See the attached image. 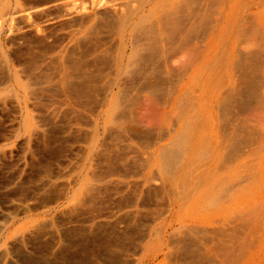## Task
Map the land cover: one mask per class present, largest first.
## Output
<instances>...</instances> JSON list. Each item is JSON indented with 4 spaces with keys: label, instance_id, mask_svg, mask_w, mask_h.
Here are the masks:
<instances>
[{
    "label": "rangeland",
    "instance_id": "rangeland-1",
    "mask_svg": "<svg viewBox=\"0 0 264 264\" xmlns=\"http://www.w3.org/2000/svg\"><path fill=\"white\" fill-rule=\"evenodd\" d=\"M43 1L9 0L5 28L14 30L18 43L0 33L4 46L0 78L7 70L11 83L8 89L0 87V264H86L83 259L98 258L101 252L103 263L95 257L90 262L95 258L98 264H135L144 256L139 250L148 235L155 240L153 232L158 231L159 248L151 253L158 258L151 264H264V0H217L219 25L211 48L144 52L138 67L122 66L118 73L111 62L116 37L101 33L95 39L101 48L94 39L86 40L90 44L80 42L77 51L85 55H80L83 62L79 59L82 73L93 82L86 88L98 89L87 88V97L79 93L82 83H77L83 76L75 71L79 54L71 57L68 51L71 30L53 23L46 25L48 41L42 45L26 40L34 35H28L25 24L44 26V19L42 23L30 15ZM15 13L26 20H10ZM194 40L208 41L202 36ZM109 48L113 51L105 54ZM62 76L70 77L72 92L61 86ZM15 79L21 87L14 85ZM37 88L43 89L38 97L33 94ZM120 91L125 100L117 98ZM110 92L109 103L121 101L120 107L112 110L114 104L108 103L102 114L100 102L106 99H100ZM140 104L147 108L140 111ZM169 144L183 154L184 164L183 174L171 182L162 160L154 158L158 147ZM107 157L113 163L110 167ZM102 177L105 192L88 194L85 188L98 185ZM150 178L155 193L147 192L144 181ZM175 198L178 207L168 212ZM93 221L96 224L91 225Z\"/></svg>",
    "mask_w": 264,
    "mask_h": 264
},
{
    "label": "bare ground",
    "instance_id": "bare-ground-1",
    "mask_svg": "<svg viewBox=\"0 0 264 264\" xmlns=\"http://www.w3.org/2000/svg\"><path fill=\"white\" fill-rule=\"evenodd\" d=\"M9 0H0V33L5 36V35H8V36H11V37H15L16 35L14 34V30H11L10 28H5V25L7 24L4 17L5 15H8L7 11H8V7L6 8V4ZM45 1V0H44ZM43 1V2H44ZM86 2H90V4L87 6ZM9 3V2H8ZM195 5V6H194ZM217 0H91V1H87V0H46V3L42 4L39 6V8L35 9L30 15L32 17H36V19L39 17L41 18L40 20L44 21V26L40 25L35 27V25H38L37 23H35V25L33 24H25L24 27L27 29V31L29 32L28 35H30V33L32 32V37L33 39L31 40L30 38H26L29 39L27 40V42L29 41L30 43H32V45L34 44V42H36L35 44H38V45H42L43 43H45L46 41H48V33H47V28H46V25H50V24H53V26H56V25H59L60 27H62L64 30L67 29V30H71V34L67 35V39L69 40V42L71 43V47H69V50L71 54L70 56L72 57V53L74 52H78L77 51V48H78V45L80 42H88L86 40L88 39H91L93 41V39L95 40L96 38L99 37V35L101 36V33H108L109 36H113V37H116L117 40H116V49L114 50L116 55L114 56L113 60H111L112 62V65L113 66H118L117 68L119 70H117V73L118 71H122L121 68L122 66L123 69H125V67L128 69L129 67L128 66H137L141 63V60H142V57L141 55L144 53V52H155L156 51H160L161 50H165V49H172L173 51H178V50H181V51H191V50H194V49H198V48H209L212 44H213V40L216 38L217 36V25L218 24V21H217ZM254 5V4H253ZM239 7V6H238ZM12 9V8H11ZM34 9V8H33ZM18 12V11H17ZM10 13V12H9ZM252 13V11H251ZM15 15V16H14ZM14 18H11L10 20H14L15 18H19L20 20H23L25 21L26 18H25V15L23 14H14ZM262 16V15H261ZM10 17V16H9ZM8 17V18H9ZM246 17V16H245ZM38 18V20H39ZM243 18V17H242ZM16 19V20H17ZM253 20V19H252ZM42 21V23H43ZM254 24V23H253ZM23 27V28H24ZM59 27V28H60ZM248 28V27H247ZM52 29V27H51ZM260 29V28H259ZM25 30V29H24ZM257 30V29H256ZM26 31V30H25ZM254 31V30H253ZM49 32V31H48ZM252 32V31H251ZM27 33V32H26ZM0 34V35H1ZM20 35V34H19ZM105 35V34H104ZM237 35V34H236ZM31 36V35H30ZM66 36V34L64 35ZM103 36V35H102ZM199 36H202V38H207V43H201L199 41H195L194 39H199ZM251 36V35H250ZM12 38L13 40L15 38ZM21 37L20 39H22V35L19 36ZM18 37V38H19ZM69 37V38H68ZM24 39V38H23ZM50 39V37H49ZM193 40V41H190V40ZM11 40L12 42L16 41V40H19V39H16V40ZM89 40V41H91ZM248 40V39H247ZM24 41V40H23ZM96 41V40H95ZM246 41V40H245ZM17 42V41H16ZM11 43V42H10ZM18 43V42H17ZM25 43V42H24ZM22 43V44H24ZM91 43V42H90ZM88 42V44H90ZM94 43V42H93ZM92 43V44H93ZM114 43V42H113ZM9 44V42H8ZM81 44V43H80ZM91 44V48H95V51L97 52L96 50V45H93L92 46ZM96 44H97V41H96ZM10 45V44H9ZM26 45V43H25ZM31 45V44H30ZM84 45V44H83ZM103 45V44H102ZM259 45V44H258ZM49 46V44H48ZM85 46V45H84ZM86 46H89V45H86ZM99 46V48H101V42L99 44H97V47ZM26 47V46H25ZM31 47V46H30ZM29 47V48H30ZM83 46L81 45V48L80 49H83L82 48ZM254 47V46H253ZM263 47V46H262ZM41 48V47H40ZM211 48V47H210ZM259 48V47H258ZM57 49V48H56ZM110 49V48H109ZM107 49L108 51L105 52L109 54V51L110 53L113 51H111V49L109 50ZM252 49V48H251ZM257 49V48H256ZM4 50V46L3 44L0 42V65H2L1 63L3 62V51ZM41 50V49H40ZM76 50V51H74ZM203 49L199 50V51H202ZM41 51H44V50H41ZM87 51V49L85 50ZM106 51V50H105ZM180 51V52H181ZM240 51V50H239ZM93 52H94V49H93ZM104 52V51H103ZM196 52V51H195ZM198 52V51H197ZM256 52V51H255ZM34 53V52H33ZM43 53H46L45 51ZM83 53V52H82ZM26 54V53H25ZM76 53V55H73L74 56H78ZM94 54V53H93ZM104 54V55H105ZM193 54V53H192ZM200 54V53H198ZM12 55V54H11ZM20 55V54H19ZM83 54H79V58H77V60L79 61H76L75 62H78V64L81 63V61L83 62L84 59L82 57L84 56H81ZM100 55V54H99ZM103 55V56H104ZM180 55V54H179ZM246 55V54H244ZM87 56V55H86ZM97 57H101V56H97ZM23 58V57H22ZM54 58H56L54 56ZM52 58V60L54 59ZM81 58V59H80ZM87 58V57H86ZM141 58V60H140ZM75 59V58H74ZM81 61H80V60ZM83 59V60H82ZM238 60V59H237ZM251 62V61H250ZM249 62V63H250ZM109 63V62H108ZM25 64V63H24ZM66 64V63H65ZM68 64V63H67ZM76 63V68H75V71H77L76 73L79 74L82 73V70L84 69L82 66L83 64H80L78 65ZM85 64V63H84ZM17 65V64H16ZM21 65V64H20ZM73 65V64H72ZM75 65V64H74ZM78 65V66H77ZM82 65V66H81ZM91 65V64H90ZM50 66V65H49ZM85 66V65H84ZM94 66V65H93ZM110 66V65H108ZM67 67V66H66ZM53 68V67H52ZM60 68V67H59ZM73 68V69H74ZM249 68V67H248ZM45 69V68H44ZM110 69V68H109ZM126 70V69H125ZM123 70L125 73L127 71ZM1 71V70H0ZM47 71V70H46ZM59 71V70H57ZM61 71V70H60ZM67 71V70H66ZM74 71V70H72ZM87 71V70H86ZM7 70L5 71L4 70V74H3V78L2 77L0 78V87H5V89H8V86L10 85L11 86V83H10V80L9 78L7 77ZM28 72V71H27ZM92 72V71H91ZM2 73V71H1ZM0 73V74H1ZM57 73V72H56ZM70 73V72H69ZM73 73V72H72ZM88 73L89 75V72H86ZM113 73L115 75V71H114V68H113ZM112 73V74H113ZM121 73V72H120ZM154 73V72H153ZM253 73V72H252ZM61 74V73H60ZM85 74V73H84ZM84 74L82 73L83 76H80L76 79L77 80V83L80 84L82 83L84 85V87L79 85V90H80V94H85L86 91L88 90L87 88H89V91L92 89L91 87H87L88 85H92V84H89L90 81L91 83L92 80H90V76H84ZM121 74H124V73H121ZM59 75V74H58ZM76 75V74H75ZM87 75V74H86ZM90 75H92L90 73ZM38 76V75H37ZM72 76V74H71ZM119 76V75H118ZM128 76V75H127ZM130 76V75H129ZM132 76V75H131ZM27 77V76H26ZM69 76H66L63 78L62 76V80H60V84L62 87L66 88V90H68L69 88L71 89V85H72V81L69 80V78H67ZM93 77V76H92ZM117 77V75H116ZM125 77V76H123ZM122 77V78H123ZM39 78V77H38ZM126 78V77H125ZM25 79V78H24ZM34 79V78H33ZM36 79V78H35ZM74 79V78H73ZM92 79V78H91ZM112 79V78H111ZM115 79V77H114ZM38 81V79H36ZM53 80V79H52ZM59 80V79H58ZM97 80V79H96ZM118 80V79H117ZM117 80H114V81H117ZM242 80V78H241ZM41 81V80H40ZM80 83H79V82ZM99 81V80H98ZM97 81V82H98ZM113 81V79H112ZM113 83H118V82H114ZM120 81V79H119ZM122 83L123 81H125L124 79L121 80ZM153 81V80H152ZM34 82V81H33ZM57 82V81H56ZM110 82V83H109ZM109 85L113 86L112 82L109 81ZM218 82V81H216ZM13 83L15 86H20V84L18 83V81L15 79L13 80ZM38 83V82H37ZM44 83V82H43ZM42 83V84H43ZM48 83V82H47ZM95 83V81H94ZM100 83V82H98ZM121 83V82H119ZM40 84V83H39ZM38 84V86H39ZM45 84V83H44ZM76 84V83H74ZM151 84V82H150ZM28 85V84H27ZM37 85V84H35ZM41 85V84H40ZM58 85V84H57ZM107 85V84H106ZM108 85V86H109ZM120 85V84H119ZM123 85V84H122ZM30 86V85H29ZM51 85H49L50 87ZM107 86V90L109 92V88ZM243 86V85H242ZM46 87V86H45ZM44 87V91L46 90H49L48 92H50V89L47 87L45 89ZM52 87H54L52 85ZM58 87V86H57ZM60 87V89H64ZM83 87V88H82ZM98 87V86H97ZM241 87V85H240ZM68 88V89H67ZM75 88V86L73 87ZM91 88V89H90ZM106 88V87H104ZM111 88V87H110ZM249 88V87H248ZM69 89V90H70ZM87 89V90H86ZM95 88H93L92 90H94ZM113 90V87L111 88ZM135 89V88H134ZM34 90V89H33ZM61 90H58V91H61ZM68 90V91H69ZM76 90V89H75ZM98 90V89H95V91ZM104 90V89H103ZM111 90V91H112ZM137 90V89H136ZM63 91V90H62ZM61 91V93H63ZM68 91H65L67 92V94H71V93H68ZM72 92V89L70 90ZM116 91V90H114ZM112 91V92H114ZM128 91V90H127ZM43 92V89H39L37 88V92H36V89L35 91L33 92V94L37 95ZM64 92V94H65ZM107 92V93H108ZM124 92V91H123ZM122 92V93H123ZM77 91H76V95H77ZM98 93V92H97ZM121 91L120 93H118L116 96L117 98H123V95ZM138 93V92H137ZM52 94V93H51ZM73 94H74V89H73ZM72 94V95H73ZM95 94V93H94ZM93 94V95H94ZM103 94V91L102 93ZM99 94V95H101ZM125 94H127V92L125 91ZM131 94V93H130ZM35 95H33L35 97ZM44 95V93H43ZM75 95V96H76ZM79 95V94H78ZM77 95V96H78ZM88 94H85L84 96L87 97ZM97 95V94H96ZM98 95V96H99ZM104 95V94H103ZM110 95H112V93L110 92V94L107 95V98H103L105 96H102V98L100 99V101H102V99H106L104 100V102H100L102 106L98 107L100 108L99 111L103 113H105L107 111V106H108V103L110 101ZM133 95V94H132ZM136 95V94H135ZM13 96V95H12ZM46 96V95H45ZM71 96V95H70ZM84 96L82 98H84ZM127 96V95H125ZM38 97V95H37ZM51 97V96H49ZM79 97V96H78ZM89 97V96H88ZM97 97V96H95ZM101 97V96H100ZM109 97V98H108ZM128 97V96H127ZM130 97V96H129ZM36 98V97H35ZM52 98V97H51ZM77 98V97H76ZM91 98V97H89ZM135 98V97H134ZM75 99V98H74ZM81 99V98H80ZM10 100V99H9ZM31 100V99H30ZM42 100L44 101V99L42 98ZM77 100V99H76ZM85 100V99H84ZM125 100V99H124ZM148 102H149V99H147ZM42 101V102H43ZM49 101V100H48ZM50 101H52L50 99ZM75 101V100H74ZM83 101V99H82ZM10 102V101H9ZM13 102V101H12ZM45 102V101H44ZM80 102V101H79ZM78 102L79 106L81 105L80 103ZM94 102V101H92ZM114 102L115 103H109V104H114V109L112 110H115V107L117 108V104L120 103L121 101L118 102V100H115ZM118 102V103H117ZM135 102V101H133ZM132 102V103H133ZM8 103V102H7ZM85 103H86V100H85ZM84 103V104H85ZM90 103V102H88ZM87 103V104H88ZM98 103V102H97ZM95 103L96 105L99 106V104ZM125 103V102H124ZM145 103L147 104V101H145ZM143 102V104H145ZM160 103V102H159ZM221 103V102H219ZM11 104V103H10ZM15 104V102H14ZM43 104V103H42ZM41 104V105H42ZM76 104V103H75ZM78 104L76 106H78ZM83 104V105H84ZM92 104V103H91ZM141 105V108L142 106L146 107L145 105ZM193 104V103H192ZM95 105V107L93 108H97ZM136 105V103H135ZM139 105V104H138ZM9 106V105H8ZM40 106V105H39ZM88 106V105H87ZM221 106V105H219ZM2 107V106H1ZM81 107V106H80ZM92 106H90L91 108ZM120 107V105L118 106V108ZM136 107V106H135ZM194 107V106H193ZM17 108V107H16ZM84 108V107H83ZM89 108V109H90ZM140 108V107H138ZM140 108V109H141ZM147 108V107H146ZM145 108V109H146ZM13 109V108H12ZM79 109V107L77 108ZM87 109V107H86ZM85 109V110H86ZM144 108H142L140 111H143L145 110ZM1 110V109H0ZM3 110V109H2ZM54 110V109H53ZM81 110H82V107H81ZM111 110V111H112ZM124 110V109H123ZM229 110V109H228ZM68 111V110H67ZM73 111V110H72ZM92 112V110H90ZM139 111V112H140ZM46 112V111H45ZM52 112V111H51ZM51 112H50V115H51ZM77 112V111H76ZM88 112V111H87ZM91 112L90 115H91ZM96 112V111H95ZM94 111L92 112L93 114L95 113ZM119 112V111H118ZM121 112V111H120ZM78 113V112H77ZM99 113V112H98ZM71 114V113H69ZM82 114V112H81ZM97 114V112H96ZM115 114V113H114ZM127 114V113H126ZM139 113H136V115H138ZM9 115V114H8ZM77 115V114H76ZM75 115V116H76ZM105 116H107L106 114H104ZM135 115V116H136ZM79 116V115H78ZM89 116V115H88ZM94 116H96L94 114ZM80 117V116H79ZM82 117V116H81ZM84 117V115H83ZM119 117H121V115H119ZM123 117H125L123 115ZM122 117V118H123ZM139 117V115L137 116ZM75 118V117H74ZM77 118V117H76ZM88 118V117H87ZM99 118V117H97ZM84 119V118H83ZM139 121L141 119L138 118ZM144 119V117H142V120ZM19 120V119H18ZM54 120V119H53ZM90 120V118H89ZM96 122H97V119L95 117ZM135 120V119H134ZM145 120V119H144ZM102 121V120H101ZM100 121V122H101ZM126 121V120H125ZM128 121V120H127ZM138 121L137 119L135 120V122ZM220 121V120H219ZM10 122V121H9ZM129 124L132 122V126L133 127H136V123L133 122V121H128ZM142 121H140L141 123ZM221 123V122H220ZM17 124V123H16ZM96 125V123H95ZM224 126V125H223ZM60 127V126H59ZM95 127V126H93ZM139 127V126H138ZM102 128V127H101ZM66 129V128H65ZM121 129V128H120ZM139 129V128H138ZM109 130V129H108ZM127 130V129H125ZM151 130V129H150ZM154 130V129H153ZM67 131V130H66ZM123 131V130H122ZM124 132V131H123ZM128 132V131H126ZM77 133V132H76ZM125 133V132H124ZM248 133V132H247ZM95 134V133H94ZM106 135H108L107 133H105ZM116 134V133H115ZM159 134V133H158ZM228 134V133H227ZM226 134V135H227ZM249 134V133H248ZM127 135V134H126ZM219 135V134H218ZM251 135V134H250ZM88 135H86L87 137ZM117 136V135H115ZM162 136V134L160 135ZM89 137V136H88ZM87 137V138H88ZM110 137V135H109ZM164 137V136H163ZM82 138V137H81ZM91 138V137H90ZM88 138V139H90ZM96 138L97 140L98 137L96 135ZM105 138V137H104ZM121 138V137H120ZM165 138V137H164ZM234 138V137H233ZM107 139V138H106ZM242 139V137H241ZM84 141V140H83ZM90 141V140H89ZM88 141V142H89ZM161 141V140H160ZM237 141V140H236ZM97 142V141H96ZM95 142V143H96ZM238 142V141H237ZM91 143V142H89ZM94 143V144H95ZM39 144V143H38ZM181 144V143H180ZM47 145V144H46ZM96 145V144H95ZM98 145V144H97ZM179 145V144H178ZM177 145V146H178ZM210 145V144H209ZM106 146V145H104ZM175 146V144H174ZM94 147V145L92 146ZM131 147V146H130ZM80 148V147H79ZM83 149V148H82ZM94 149V148H93ZM180 149V148H179ZM44 150V149H43ZM111 150V149H110ZM112 151V150H111ZM131 151V150H130ZM178 151V149H177ZM77 152V151H76ZM104 151L100 152V155L98 156H102L101 153H103ZM108 152V151H107ZM66 153V152H65ZM64 153V154H65ZM81 153V152H80ZM63 154V153H62ZM61 154V155H62ZM99 154V153H98ZM108 154V153H107ZM124 154V153H122ZM185 154V153H184ZM183 155V154H182ZM182 155H179L178 152H176L174 149L171 148L170 144L167 145V146H160L158 147V149L155 151V156L154 158L155 159H159V160H162V164L163 167L165 168V170L167 171H163V172H166V175L169 176V182L172 181V177L174 178V176L176 177H179L183 174L184 172V164H182V159H181V156ZM1 156V155H0ZM63 156V155H62ZM84 156V155H83ZM113 156V155H112ZM208 156V155H207ZM91 157V156H90ZM151 157V156H150ZM105 158V156H104ZM101 159V158H99ZM200 159V158H199ZM151 160H152V157H151ZM5 161V160H4ZM97 162V161H96ZM131 162V161H130ZM98 163V162H97ZM100 164V163H98ZM97 164V165H98ZM112 162L109 160V158L107 157L106 159V165L107 166H112ZM69 165V164H68ZM96 165V164H95ZM101 166V165H100ZM99 166V168H100ZM105 166V165H104ZM130 166V165H129ZM135 167V165H134ZM162 167V166H161ZM162 167V168H163ZM43 168V167H42ZM128 168V167H127ZM117 169V168H116ZM119 169V167H118ZM126 169V168H125ZM9 170V169H8ZM46 170V169H45ZM71 170V169H70ZM96 170V169H95ZM94 170V172H95ZM163 170V169H162ZM98 171V169L96 170ZM130 171V170H129ZM190 171V170H189ZM47 172V171H46ZM119 172V171H118ZM155 172V171H154ZM114 173V171H113ZM94 174V173H93ZM131 174V173H130ZM190 175V174H189ZM96 176V175H95ZM100 176V175H98ZM102 176V175H101ZM186 176V175H185ZM15 178V177H14ZM38 178V177H37ZM75 178V177H74ZM98 178V177H97ZM145 178V176H144ZM143 178V179H144ZM167 178V176H166ZM53 179V178H52ZM185 179V178H184ZM150 179H147L145 182V185L147 186L146 189H147V192H149L151 190V193L154 191L150 188ZM103 177L99 179V181L97 182L98 185H93V187H86V191L88 192V194L90 195H98L99 192L101 194V190H103L101 188V183H103ZM45 182V181H44ZM71 184V183H70ZM44 185V184H43ZM85 185V184H83ZM183 185V184H182ZM45 186V185H44ZM49 186V185H48ZM112 186V185H111ZM22 187V186H21ZM65 187V186H64ZM79 184H78V189H79ZM153 187H155L153 185ZM41 188V187H40ZM68 188V187H67ZM66 188V189H67ZM166 188V187H165ZM233 188V187H232ZM37 189V188H36ZM84 189V190H85ZM145 189V190H146ZM48 190V189H47ZM159 190V189H158ZM167 190V189H166ZM165 190V191H166ZM50 191V190H49ZM77 189L75 190H72L71 192V197L74 198V196H76L77 194ZM104 191V190H103ZM25 192V191H24ZM23 192V193H24ZM70 192V191H69ZM86 192V193H87ZM105 192V191H104ZM103 192V193H104ZM161 192V191H160ZM168 192V191H167ZM170 192V191H169ZM26 193V192H25ZM57 193V192H56ZM145 193V192H144ZM150 193V194H151ZM155 193V192H153ZM109 194V193H108ZM171 194V193H170ZM168 194V195H170ZM179 194V193H178ZM32 195V194H31ZM107 195V194H106ZM181 195V194H179ZM28 196V195H27ZM44 197V196H43ZM58 197V196H57ZM128 197V196H127ZM26 198V197H25ZM46 198V197H45ZM34 198H32L31 200H33ZM67 199V198H66ZM65 199V201H66ZM118 199V198H117ZM164 199H166L164 197ZM81 200V201H80ZM80 202L82 203V200L80 198ZM88 200V199H87ZM128 200V199H127ZM169 200V199H168ZM69 201V199L67 200ZM66 201V202H67ZM135 201V200H134ZM36 202V200H35ZM73 202V201H72ZM103 202V201H102ZM50 203V202H49ZM69 203V202H68ZM79 203V202H77ZM134 203V202H133ZM132 203V204H133ZM136 203V202H135ZM147 203V202H146ZM149 203V202H148ZM178 203H179V200L178 199H172L170 202H169V208H168V212H171L174 207H178ZM80 204V203H79ZM85 204V203H84ZM96 204H98L96 202ZM33 205V204H32ZM103 205V204H102ZM117 205V204H116ZM101 206V205H100ZM104 206V205H103ZM102 206V207H103ZM167 206V205H165ZM14 207V205H13ZM16 207V206H15ZM34 207V206H33ZM99 207V205H98ZM112 207V206H111ZM11 208V207H10ZM18 208V207H17ZM104 208V207H103ZM3 209V208H2ZM106 209V207L104 208ZM12 210V209H10ZM5 211V210H4ZM20 211V210H19ZM102 211V210H101ZM89 212V211H88ZM99 212V211H98ZM103 212V211H102ZM100 213V212H99ZM110 213V212H109ZM157 213V212H156ZM93 214V213H92ZM106 214V213H105ZM108 214V213H107ZM158 214V213H157ZM166 214V213H164ZM163 214V216H164ZM102 215V214H101ZM104 215V214H103ZM162 215V214H161ZM160 215V217H161ZM106 216V215H105ZM70 217V216H69ZM68 217V218H69ZM124 217V216H123ZM61 218V217H59ZM77 218V217H75ZM84 218V217H83ZM99 218V217H98ZM58 219V218H57ZM56 219V220H57ZM63 219V218H62ZM61 219V220H62ZM67 219V218H66ZM90 219V218H89ZM157 219V218H156ZM76 220V219H74ZM83 220V219H82ZM9 221V220H8ZM67 221V220H66ZM126 221V220H125ZM77 222V221H76ZM79 222V221H78ZM85 222V221H83ZM60 223V222H59ZM73 223V222H72ZM75 223V222H74ZM88 223V222H86ZM90 223V222H89ZM88 223V225H89ZM95 222L93 221L91 223V225H93ZM155 222H153L154 224ZM67 224V223H66ZM65 224V225H66ZM71 224V223H70ZM78 224V223H77ZM96 224V223H95ZM100 224V222L98 223ZM41 226V225H40ZM90 226V225H89ZM98 226V225H97ZM95 227V226H93ZM124 227V226H123ZM150 227V226H149ZM88 228V227H87ZM111 228V227H110ZM142 228V227H141ZM2 229V228H1ZM93 229V228H92ZM99 229H101V227L99 226ZM113 229V227H112ZM115 229V228H114ZM123 229V228H122ZM125 229V228H124ZM123 229V230H124ZM214 229V228H213ZM87 230V229H86ZM67 231V230H66ZM72 231V230H71ZM85 231V230H84ZM88 231V230H87ZM99 231V230H98ZM111 231V230H110ZM118 231V230H116ZM158 231V229L156 230ZM31 232V231H30ZM83 232V231H82ZM97 232V231H96ZM139 232V231H137ZM37 233V232H36ZM35 233V234H36ZM64 233V232H63ZM95 233V232H94ZM117 233V232H116ZM124 233V231H123ZM150 233V232H149ZM54 234V233H53ZM93 234V233H92ZM96 234V233H95ZM95 234H93L95 236ZM108 234V233H107ZM153 234L155 235V240L152 239L153 237H150V235H148V241L147 243L142 246L140 248L139 251L143 252V258L135 263V264H151V263H154L157 258H158V254L157 253H152V251H157L158 248H159V245H157L156 241L159 240L160 236H161V233L158 231V233L156 232H153ZM151 234V236L153 235ZM182 234V233H180ZM98 235V234H97ZM146 235V234H145ZM41 236V235H40ZM92 236V235H91ZM126 236V235H125ZM29 237V236H28ZM81 237V236H80ZM117 237V236H116ZM123 237V236H122ZM130 237V236H129ZM134 237V236H133ZM150 237V238H149ZM215 237V236H214ZM21 238V237H20ZM97 238V237H95ZM101 238V236L99 237ZM108 238H110V236H108ZM113 238V237H112ZM119 238V237H118ZM146 238V237H145ZM163 238V237H162ZM91 239V238H90ZM116 239V238H115ZM134 239V238H133ZM29 240V239H28ZM101 240V239H99ZM140 240V239H139ZM202 240V239H201ZM205 240V239H203ZM82 241V240H81ZM88 241V240H86ZM95 241V240H94ZM110 241V239H109ZM112 241V240H111ZM163 240H161V243H162ZM65 242V241H64ZM98 242V241H96ZM103 242V241H102ZM197 242V241H196ZM217 242V241H216ZM83 243V241H82ZM111 243V242H110ZM202 243V242H201ZM50 244V243H49ZM99 244L101 245V241H99ZM114 244V243H113ZM111 244V245H113ZM121 244V243H119ZM103 245V243H102ZM110 245V244H109ZM118 245V244H116ZM167 245V244H166ZM217 245V244H216ZM107 246V245H106ZM114 246V245H113ZM120 246V245H119ZM118 246V247H119ZM190 246V245H189ZM36 247V245H35ZM94 247V246H93ZM128 247V245H127ZM196 247V246H195ZM19 248V247H18ZM104 248V247H103ZM115 248V247H114ZM122 248V247H121ZM12 249V248H11ZM35 249V248H34ZM100 249V248H99ZM135 249V248H134ZM179 249H180V245H179ZM186 249V248H185ZM184 249V250H185ZM13 250V249H12ZM102 250V249H101ZM124 250V249H123ZM183 250V252H184ZM189 250V249H188ZM198 250V249H197ZM110 251V250H109ZM190 251V250H189ZM23 252V251H21ZM39 252V251H38ZM99 252V251H98ZM98 252L96 253V255L98 254ZM113 252V251H112ZM181 252V251H180ZM86 253V252H85ZM109 254V252H107ZM182 253V252H181ZM23 254V253H22ZM196 254V253H195ZM19 255H21V253H19ZM89 255V254H87ZM85 255V256H87ZM99 255V254H98ZM110 255H113L114 256V253L111 254L110 252ZM182 255H186V254H182ZM193 255V254H192ZM42 256V255H41ZM100 257L103 256L102 255V252L101 254L99 255ZM98 256L99 260L101 259L100 257ZM190 256V255H189ZM2 257V256H1ZM92 257H95V256H92L91 255V258ZM131 257V256H130ZM180 257H183V256H180ZM41 258V257H40ZM88 258V257H87ZM90 258V259H91ZM96 258V257H95ZM92 259L93 263L90 262V259H83V261L86 263V264H98V262H95L98 258H96V260ZM108 258H114V257H110L108 256ZM194 258V256H193ZM197 258V257H196ZM199 258V257H198ZM45 259V258H43ZM67 259V258H65ZM104 259V258H103ZM103 259H101L102 263H103ZM201 259H203L201 257ZM63 260V259H62ZM112 260V259H111ZM26 261V260H25ZM39 261V259H38ZM75 261V260H74ZM100 261V262H101ZM105 261V260H104ZM116 261V260H115ZM50 262V261H49ZM188 262V261H187ZM114 263V262H113ZM112 263V264H113ZM118 263V262H117ZM129 263V262H128ZM16 264V263H15ZM29 264V263H28ZM46 264V263H45ZM53 264V263H52ZM56 264V263H55ZM59 264V262L57 263ZM61 264V263H60ZM65 264V263H64ZM109 264V263H108ZM131 264V262L129 263ZM191 264V263H189Z\"/></svg>",
    "mask_w": 264,
    "mask_h": 264
}]
</instances>
